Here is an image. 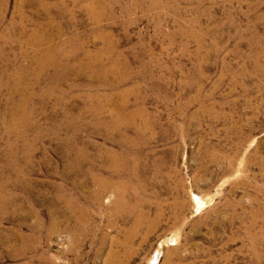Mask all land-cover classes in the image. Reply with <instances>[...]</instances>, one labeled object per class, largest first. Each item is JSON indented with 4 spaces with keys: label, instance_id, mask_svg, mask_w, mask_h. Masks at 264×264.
Returning a JSON list of instances; mask_svg holds the SVG:
<instances>
[{
    "label": "rangeland",
    "instance_id": "rangeland-1",
    "mask_svg": "<svg viewBox=\"0 0 264 264\" xmlns=\"http://www.w3.org/2000/svg\"><path fill=\"white\" fill-rule=\"evenodd\" d=\"M152 1L0 0V264H264V0ZM125 150L157 220L121 249L88 167Z\"/></svg>",
    "mask_w": 264,
    "mask_h": 264
},
{
    "label": "bare ground",
    "instance_id": "bare-ground-1",
    "mask_svg": "<svg viewBox=\"0 0 264 264\" xmlns=\"http://www.w3.org/2000/svg\"><path fill=\"white\" fill-rule=\"evenodd\" d=\"M42 1V0H41ZM143 0H134L132 5L136 4H141ZM37 3V2H36ZM41 3V2H40ZM43 5V4H42ZM41 5V6H42ZM45 6V5H44ZM96 6L98 8H102L105 6V4H100L96 3ZM96 7V8H97ZM43 8V7H42ZM166 9V6L163 5L162 3L154 0L150 2L149 6L143 10V12H149L152 9ZM2 10V9H1ZM45 10V7H44ZM1 12V11H0ZM151 12V11H150ZM3 13V12H2ZM88 13L96 19L97 17L94 14V9H89ZM22 16V15H21ZM159 17V16H158ZM23 20V19H22ZM91 20V19H90ZM2 21V20H1ZM97 21V20H94ZM21 22V21H20ZM24 22V20H23ZM51 22V21H50ZM11 23V22H10ZM97 23V22H96ZM18 24V23H17ZM37 24V23H36ZM92 24V23H91ZM22 25V24H21ZM38 25V24H37ZM51 25V24H50ZM13 26V25H12ZM95 26V25H94ZM9 28V27H8ZM40 28V26H39ZM17 29V28H16ZM9 30V29H8ZM44 30V28H43ZM46 31V30H45ZM49 31V30H48ZM10 32V31H8ZM17 33V32H16ZM21 33V32H20ZM33 33V32H32ZM36 33V32H35ZM38 35V33L36 34ZM42 35V34H41ZM48 35V34H47ZM33 36V35H32ZM41 37V36H40ZM39 37V38H40ZM29 39V38H28ZM30 40V39H29ZM47 40V39H46ZM40 41V40H39ZM38 41V42H39ZM35 42V41H34ZM31 43V42H30ZM37 43V41H36ZM65 43V42H64ZM43 44V43H42ZM36 45V44H35ZM41 46V45H40ZM110 46V45H109ZM31 47V46H30ZM34 47V46H33ZM42 47V46H41ZM55 47V46H54ZM61 47V45H60ZM65 47V45H64ZM50 48V47H48ZM63 50V49H62ZM41 51V50H40ZM42 52V51H41ZM44 52V51H43ZM55 52V51H54ZM58 52V51H57ZM31 53V52H30ZM36 53V52H35ZM49 53V52H48ZM65 53V52H64ZM62 53V54H64ZM47 54V53H46ZM53 54V53H50ZM56 54V53H55ZM71 54V53H70ZM69 54V55H70ZM60 55V54H59ZM68 55V54H67ZM101 55V54H100ZM46 55H42L41 57H45ZM50 55H47L43 60L47 62V58ZM64 56V55H63ZM58 57V56H57ZM91 57V56H90ZM93 57V56H92ZM100 57V56H99ZM97 58V57H96ZM37 58L34 59L35 62H38L36 60ZM52 59V58H51ZM91 59V58H90ZM95 59V58H94ZM51 61V60H50ZM96 61V59H95ZM42 62V61H41ZM74 62V61H73ZM92 62V61H91ZM48 63V62H47ZM96 63V62H95ZM114 63V62H113ZM44 65V64H43ZM58 65V64H57ZM113 65V64H112ZM117 65V64H116ZM89 67V66H88ZM115 67V65H114ZM119 67V66H117ZM90 68V67H89ZM99 68V66H98ZM103 68V67H102ZM113 68V66H112ZM116 68V67H115ZM114 68V69H115ZM100 69V68H99ZM112 69V70H114ZM120 69V68H119ZM96 72L97 69L95 68ZM111 70V71H112ZM20 71V70H19ZM118 71V70H117ZM95 72V71H93ZM113 72V71H112ZM105 73V72H103ZM124 74V73H123ZM126 74V73H125ZM128 76V74H126ZM109 76V75H107ZM111 76V75H110ZM113 76V75H112ZM120 77H123L120 76ZM122 79V78H121ZM18 83V82H17ZM121 84V83H120ZM117 86V85H116ZM149 87V86H148ZM124 93V92H123ZM126 93V92H125ZM121 95V94H120ZM123 95V94H122ZM119 96V95H118ZM110 97V96H109ZM122 97V96H121ZM125 97V96H124ZM126 98V97H125ZM122 100V99H121ZM123 103V102H121ZM120 104V103H119ZM126 105V104H122ZM120 106V105H119ZM123 107V106H122ZM126 107V106H125ZM133 112V111H132ZM12 113V112H11ZM120 113V112H119ZM123 113V111L121 112ZM127 113V112H126ZM126 113L124 114L126 116ZM141 111L133 113L132 115L130 114L127 116L126 119V124H133V121L138 119L137 117L141 116ZM117 116V117H116ZM114 116L113 118H110L106 122V133L109 135H114L117 132V135L114 136H119L117 139L116 143L122 148L126 146V142H129V139L126 140L124 135L121 136V128L122 125L125 123L121 119L118 118V115ZM120 117V116H119ZM123 118V117H121ZM146 118V117H145ZM143 119V115L142 118ZM145 120V119H144ZM144 120L142 121V126L139 129V132H146V130L149 128L148 123ZM150 122V121H149ZM99 123V122H98ZM104 124V122L102 123ZM105 125V124H104ZM128 127V126H127ZM139 128V127H138ZM137 128V129H138ZM124 129V128H123ZM132 129V128H131ZM134 129V128H133ZM112 138V137H111ZM129 138V137H128ZM109 139V138H108ZM111 143V142H110ZM131 143V141L129 142ZM133 146V144H132ZM127 151H120L113 153L111 151L104 152L102 154H98V156H94L90 162V166L88 167V174H89V188L93 189L92 195L93 199L97 198H102L107 196V194L111 193L112 195V200L109 202L107 207L111 210V215L113 217L115 216L114 221H120L122 220L125 216L124 215H134V219L132 222L131 227L127 229L123 236L124 240L117 241V240H112L111 244L112 246L115 247H125L132 241V237L134 239V235L141 229L145 230V237L149 235L151 229L154 227V223L157 220V216L150 217L148 212L144 210V206L147 203L146 200V194L148 193L149 189L152 188L154 179L148 178L146 176L148 166H146L145 159L146 155H139L135 159L134 157L127 158ZM128 162L125 164V162ZM130 171V172H129ZM154 171V170H153ZM154 175H156L155 171L153 172ZM94 193V194H93ZM128 198V200H127ZM130 200L135 201V204H130ZM100 202V201H99ZM104 202V201H103ZM97 204V203H96ZM100 204V203H99ZM103 206V203H102ZM101 206V207H102ZM93 212V210H91ZM130 213V214H127ZM93 214V213H92ZM132 215V216H133ZM97 216V215H96ZM130 217V216H129ZM91 220V219H90ZM112 221V220H111ZM93 222V221H92ZM115 223V222H114ZM91 224V223H90ZM110 225V223L108 224ZM114 227V226H113ZM93 228V227H92ZM114 229V228H112ZM98 230V229H97ZM82 231V230H81ZM116 232V231H115ZM81 233V232H80ZM84 233V231L82 232ZM85 234V233H84ZM101 236V235H100ZM112 237V236H110ZM109 237V238H110ZM116 237V236H115ZM145 237H143L142 241L145 240ZM99 238V237H98ZM88 239L91 240V243L95 242L96 240L100 241V244L105 243L107 240V235H102L99 239H97V235L92 232L91 227H89L88 224ZM120 239V238H119ZM105 245V244H104ZM129 247V246H127ZM104 249V248H103ZM102 249V250H103ZM72 250V249H71ZM117 250V249H115ZM124 250V249H123ZM109 251V250H108ZM128 251V249H127ZM98 252V251H97ZM124 252V251H123ZM121 253V252H120ZM126 253V252H125ZM129 253V252H128ZM118 254V253H117ZM129 255V254H128ZM115 256L114 250L109 254L107 262L105 261L106 264H114L113 263V258ZM125 256V255H123ZM159 256V252H157L153 259H156ZM42 258V257H41Z\"/></svg>",
    "mask_w": 264,
    "mask_h": 264
}]
</instances>
